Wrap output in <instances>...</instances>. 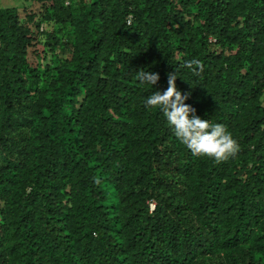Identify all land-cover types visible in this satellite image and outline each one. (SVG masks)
Masks as SVG:
<instances>
[{
  "label": "trees",
  "instance_id": "trees-1",
  "mask_svg": "<svg viewBox=\"0 0 264 264\" xmlns=\"http://www.w3.org/2000/svg\"><path fill=\"white\" fill-rule=\"evenodd\" d=\"M38 1L0 7V264H264V0ZM169 72L237 155L145 106Z\"/></svg>",
  "mask_w": 264,
  "mask_h": 264
},
{
  "label": "clouds",
  "instance_id": "clouds-1",
  "mask_svg": "<svg viewBox=\"0 0 264 264\" xmlns=\"http://www.w3.org/2000/svg\"><path fill=\"white\" fill-rule=\"evenodd\" d=\"M129 20L131 21L130 18ZM184 67L191 70L194 76H199L204 71L203 62L195 58L184 61ZM160 78L159 73L143 69L136 73V79L141 85L156 86ZM176 79L177 72H169L166 90L153 92L144 101L145 106L163 113L175 137L191 151L193 156L207 157L214 163L220 164L237 155L240 145L226 126L212 123L197 115L196 108L185 103L190 93L185 94L178 90ZM259 181L264 183V178ZM154 207L155 204L152 205V208Z\"/></svg>",
  "mask_w": 264,
  "mask_h": 264
},
{
  "label": "rangeland",
  "instance_id": "rangeland-1",
  "mask_svg": "<svg viewBox=\"0 0 264 264\" xmlns=\"http://www.w3.org/2000/svg\"><path fill=\"white\" fill-rule=\"evenodd\" d=\"M42 5H43L42 1H38V0H0V7L18 8L21 17L32 12L40 13L42 11ZM184 16L187 19L190 17V15L187 13H185ZM44 26L49 28V25H44ZM64 39L67 38L65 37ZM48 48L49 47L47 46L39 44L37 46V49L41 57H38L39 54H37L34 51L33 53L29 54V61L32 62L33 64H38V62L43 64L44 62H48V61L53 62L54 59H57L58 54H61L63 58H68L71 56L70 51H62L61 50L62 48L60 46L57 47L54 51ZM33 49L34 48H32L31 50ZM41 58L43 59L41 60Z\"/></svg>",
  "mask_w": 264,
  "mask_h": 264
},
{
  "label": "built area",
  "instance_id": "built-area-1",
  "mask_svg": "<svg viewBox=\"0 0 264 264\" xmlns=\"http://www.w3.org/2000/svg\"><path fill=\"white\" fill-rule=\"evenodd\" d=\"M129 22H130V20H129Z\"/></svg>",
  "mask_w": 264,
  "mask_h": 264
}]
</instances>
